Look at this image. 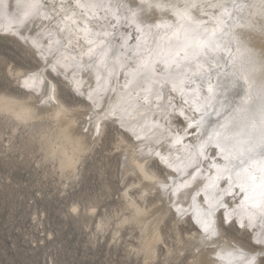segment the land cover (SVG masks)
Instances as JSON below:
<instances>
[{
  "label": "snow or ice",
  "instance_id": "snow-or-ice-1",
  "mask_svg": "<svg viewBox=\"0 0 264 264\" xmlns=\"http://www.w3.org/2000/svg\"><path fill=\"white\" fill-rule=\"evenodd\" d=\"M69 7L79 9L83 19H87L85 10L95 9L101 14L96 19L102 35L100 32L93 34L85 26V35H95L96 39L89 41L87 69L81 63L79 70L91 72L99 64L97 83L102 85L109 67H116L111 58L119 46L120 51L127 53V66L132 68L134 79L129 81V87L133 91L142 89L136 93L137 111L140 108L152 110L156 105L152 123L136 128L132 126L133 121L125 118L120 107H97L99 89L86 87L76 75L78 62L61 53L63 33L68 29L61 30L58 24L52 25L53 20L67 17ZM201 7L175 0H115L114 3L112 0L107 3L102 0L81 3L78 0L75 5L61 4L62 10L57 12V6H49L46 0H16L14 5L0 0V39H12L19 46L23 55L14 61L11 71L16 73L27 91L38 93L36 98L41 105L59 108L68 117L76 113L87 114L95 133L92 139L100 140L102 144L108 141L109 148H119L117 154L124 153L127 147L124 141H128L137 153L136 163L131 165L135 178L141 179L145 187H155L161 201L166 199L177 222L190 213L196 232L188 237L181 233L177 244L184 250V255L177 264H264V104L248 120L245 130L238 132L233 111L228 106V95L234 85L225 81L220 94L223 99L218 96L216 101L220 109L218 117L224 119L223 123L218 118L215 125H209L203 116L197 120L193 115L187 128L173 129L176 105L171 101L165 104L161 95L163 89L156 83L146 86V77L152 71L171 77L174 71L182 72L190 60L209 57L216 50L215 30L209 29L207 24H197L188 16L189 10L198 11ZM203 7L217 10L226 9L227 5L206 3ZM156 10H162L164 15L174 13L185 22L176 34L179 50L166 69L159 62L153 65L150 60L134 65L137 56L132 46L129 44L125 49L121 43L126 31L118 34L115 27L116 24L129 25L140 33L148 23L146 13ZM37 20L41 27L46 22L52 25L59 38L53 39L51 31L26 36L25 29ZM109 25L112 31H104ZM114 75L113 71L109 80ZM185 86L189 85L185 83ZM193 111L199 112L200 108ZM156 116H159V122H156ZM190 130L196 135L191 138V143L185 144ZM174 150L180 155L173 156ZM129 159L125 154V165ZM204 163H210L206 177L201 167ZM161 165L170 170L171 177L163 174ZM153 169L159 171L163 179H154ZM194 189L196 192L192 195ZM235 190L243 200L232 207L227 196ZM189 198L191 203L186 210L181 205ZM173 238L176 239L175 235ZM188 257H192L191 262Z\"/></svg>",
  "mask_w": 264,
  "mask_h": 264
},
{
  "label": "bare ground",
  "instance_id": "bare-ground-1",
  "mask_svg": "<svg viewBox=\"0 0 264 264\" xmlns=\"http://www.w3.org/2000/svg\"><path fill=\"white\" fill-rule=\"evenodd\" d=\"M46 2L49 6L55 4L56 11L60 12L61 4L75 5L78 0H46ZM80 2L86 3L88 0H80ZM96 2H101V0H96ZM102 2L107 3L108 0H102ZM112 2L114 3L115 0ZM175 2L180 4L188 2L202 6L198 11L189 10L188 16L194 19L197 24H207L209 29L215 30L218 47L209 57L190 60L189 65H186L182 72L174 71L171 77L166 76L163 72L152 71L146 77V86L156 83L163 89L161 95L165 104L171 101L176 105L172 128L184 129L192 123L193 115L197 120L203 116L209 125H215L218 118L220 123L224 122L223 118L218 117L220 109L216 101L218 96L223 99L220 94L225 81H229L234 86L228 95V106L233 111L238 132L242 133L251 118L249 116L242 117V113L253 115L264 104V0H175ZM15 3L16 0H5V4L14 5ZM206 3H222L227 7L226 9L213 10L204 8L203 5ZM100 15V13H96L95 9L85 10L87 19H83L79 9L69 7L66 18L53 20L52 25L58 24L61 30L68 29L63 33L61 53L70 60L75 59L78 62L76 75L86 87L90 90L99 89V95L96 98L97 107H120L125 113V118L133 121L132 126L136 128L145 123L150 124L153 122V111L156 105L152 106V110L140 108L137 111L136 93L142 89L136 88L133 91L129 87V81L134 79L131 75L132 68L127 66V53L120 51L119 46H117L115 56L111 58V63H114L116 67L115 69L109 67L102 85L97 83V77L100 75L99 64L91 72L79 70L81 63L87 69L89 41L96 39L95 35H85V26L93 34L100 32L102 35V30L96 19ZM51 17L52 13L49 12V19ZM146 17L148 23L143 26L145 30L140 33H136L129 25L123 27L119 24L115 25L118 34H124L126 31L121 43L124 44L125 49L129 44L132 46V50L137 56L134 65L150 60L153 65L159 62L166 69L173 62L176 52L179 50L176 45V34L182 29L185 22L176 17L174 13L164 15L162 10H156L155 13L149 11L146 13ZM89 20L92 21L91 24L88 23ZM100 22H103L102 17ZM52 25H48L46 22L44 27H41L40 21L37 20L28 25L24 34L29 36L51 31L53 39H57L59 37ZM104 31L111 32L112 26L109 25ZM98 43L99 41H97ZM95 46L93 45V47ZM11 68L9 67L8 70L11 76L20 85H23L22 81H18L16 73H13ZM18 71L19 69H17ZM113 71L115 75L109 80ZM157 76L161 79L157 80ZM185 83L189 86H185ZM193 92L196 94L193 95ZM37 95L38 93L33 94L29 91L23 96L0 93V116L13 119L12 129L14 131L18 130L20 126L31 131V136L41 143L43 159L55 162L61 176L66 179H76L86 154L99 146L100 140L92 139L95 133L88 123L87 114L76 113L71 117L65 116L59 108H48L41 105L36 98ZM196 107L200 108L199 112L193 111ZM41 108L44 110L41 111ZM159 119V116H156V122H159ZM195 135L196 132L190 130L184 143H191V138ZM124 143L127 147L123 156L127 154L130 159L128 165H125L123 159V178L129 174L135 176L131 165L136 163L137 154L128 141H124ZM130 148L131 151H129ZM157 150L159 151V149ZM172 155L178 156L180 153L174 150ZM253 163L255 164V161ZM201 167L203 176H208L210 163H204ZM152 171L154 179H163V175L156 169ZM166 175L172 176L170 170L166 169ZM200 187L203 188L204 185L201 184ZM137 188L139 191H136ZM195 192L194 189L192 195H195ZM235 193L241 196L238 190H235ZM123 198L126 202L125 209L128 212L122 215L117 224L122 226L133 224L139 227L142 234L139 237L138 251L147 249L148 253L155 255L157 244L163 241L161 224L169 211L166 199L162 202L155 187H145L141 179L138 178H133L125 184ZM240 198L237 202L234 201L235 198L229 200L232 204V201L235 202L232 207L239 205L243 196ZM190 203L189 198L188 202L183 203L181 207L187 210ZM75 210H78L77 206ZM174 222L176 227L178 222L176 220ZM108 223V220L101 218L99 226L104 228ZM257 230L259 229L257 228ZM114 233L118 235L120 228L114 229ZM194 234L188 233L187 237ZM180 235L179 232L176 233V241L179 240ZM168 253L171 257L178 258L180 254L184 253V250L179 247L174 249L169 247ZM188 259L191 262L192 257H188Z\"/></svg>",
  "mask_w": 264,
  "mask_h": 264
},
{
  "label": "rangeland",
  "instance_id": "rangeland-1",
  "mask_svg": "<svg viewBox=\"0 0 264 264\" xmlns=\"http://www.w3.org/2000/svg\"><path fill=\"white\" fill-rule=\"evenodd\" d=\"M22 55L12 39H0V93H28L8 71ZM247 116L252 114L242 113ZM12 122L0 116V264H177L183 257H171L168 248L177 244L176 233L187 237L196 232L190 213L175 227L168 207L155 255L138 251L139 227L117 224L128 212L125 184L135 178H123L119 148L100 141L86 154L77 180L66 179L55 162L43 159L41 143L31 131L22 126L14 131ZM228 196L232 206L241 199L235 191ZM101 218L109 221L104 228Z\"/></svg>",
  "mask_w": 264,
  "mask_h": 264
}]
</instances>
